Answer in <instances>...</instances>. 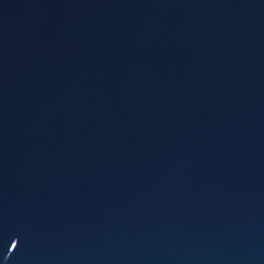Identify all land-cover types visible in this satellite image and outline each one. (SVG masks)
Here are the masks:
<instances>
[{
    "label": "water",
    "instance_id": "95a60500",
    "mask_svg": "<svg viewBox=\"0 0 264 264\" xmlns=\"http://www.w3.org/2000/svg\"><path fill=\"white\" fill-rule=\"evenodd\" d=\"M0 264H264V0H0Z\"/></svg>",
    "mask_w": 264,
    "mask_h": 264
}]
</instances>
